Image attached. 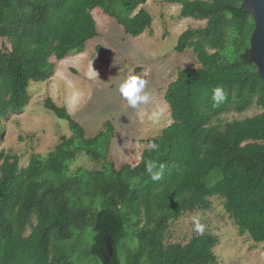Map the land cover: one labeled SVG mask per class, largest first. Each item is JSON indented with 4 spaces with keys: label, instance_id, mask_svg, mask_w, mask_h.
Instances as JSON below:
<instances>
[{
    "label": "trees",
    "instance_id": "16d2710c",
    "mask_svg": "<svg viewBox=\"0 0 264 264\" xmlns=\"http://www.w3.org/2000/svg\"><path fill=\"white\" fill-rule=\"evenodd\" d=\"M146 1L0 0V40L10 48L0 50V121L28 105L30 83L54 71L51 57L83 52L99 35L94 9L137 38L152 24L143 9L132 15ZM153 1L180 5L181 18L207 21L177 40L176 52L192 49L200 66L180 70L168 85L172 123L148 140L159 149L146 148L136 166L117 169L108 160L112 124L87 139L65 108L47 98L44 108L66 121L72 135L61 137L47 158L31 156L25 168L18 156L0 151V264H79L83 257L86 264H216L217 239L208 233L186 245L164 243L171 222L209 209L213 197L223 200L240 236L264 243V82L248 55L254 22L242 0ZM96 51L107 56L101 46ZM216 87L225 93L219 104L212 101ZM252 105L261 113L219 120ZM80 153L102 168L69 174ZM149 162L163 164L162 172L155 169L159 180L146 171ZM128 239L136 240L133 249Z\"/></svg>",
    "mask_w": 264,
    "mask_h": 264
},
{
    "label": "rangeland",
    "instance_id": "374dc122",
    "mask_svg": "<svg viewBox=\"0 0 264 264\" xmlns=\"http://www.w3.org/2000/svg\"><path fill=\"white\" fill-rule=\"evenodd\" d=\"M140 9L151 16L152 24L137 38L126 35L124 29L101 9L91 12L99 35L86 43L83 52H73L61 61L54 57L49 59L54 64V71L44 82L30 83L28 105L21 112L0 121V151L18 156L20 168H25L31 156L47 158L60 143L61 137H71L68 123L44 108V101L50 98L57 107L65 108L84 129L87 139L97 136L107 122L112 124L114 134L108 160L117 169L123 164L134 167L139 163L148 140L158 138L163 129L172 123L164 98L168 85L176 80L180 70L200 66L192 49L176 52L177 40L186 30L201 29L207 23L206 20L181 18V6L177 4L147 0L132 15ZM8 43V39H1L0 50L10 52ZM98 46L107 52L106 57L98 55ZM133 74L141 75L148 81L146 91L150 95L147 104L135 109L127 105L118 91L119 84ZM74 94L78 95L74 107L70 109ZM261 111L252 105L241 114H222L219 120H243ZM105 149L100 147L101 151ZM103 164L80 153L70 165L69 174L79 168L100 170ZM209 201V209L187 212L171 222L165 245H186L192 237L200 235L192 230L189 219L190 215L198 214L205 225L203 234L208 233L217 239L213 248L216 264H264V243L256 244L247 234H238L237 227L223 209L221 198L213 197ZM29 233L30 229H26L25 236ZM87 242L83 243V248ZM125 243L131 249L136 246V240L128 239ZM79 260L77 263L86 264L90 259L83 257Z\"/></svg>",
    "mask_w": 264,
    "mask_h": 264
},
{
    "label": "clouds",
    "instance_id": "9594fccd",
    "mask_svg": "<svg viewBox=\"0 0 264 264\" xmlns=\"http://www.w3.org/2000/svg\"><path fill=\"white\" fill-rule=\"evenodd\" d=\"M148 81L141 75L133 74L128 76L119 84V94L121 98L127 103V105L133 109L137 108L141 104H147L150 100V95L146 91ZM78 94H74L70 100V109L74 107L76 97ZM225 98V93L222 87H216L212 89V101L214 104L222 103ZM147 148L151 151H157L159 145L150 142ZM163 164H157L155 162H149L147 164L146 171L151 175L153 180H159L160 174L155 171L159 168L162 172ZM192 224V230L200 235H203L205 231V225L201 223V217L198 214H192L189 217Z\"/></svg>",
    "mask_w": 264,
    "mask_h": 264
},
{
    "label": "water",
    "instance_id": "95a60500",
    "mask_svg": "<svg viewBox=\"0 0 264 264\" xmlns=\"http://www.w3.org/2000/svg\"><path fill=\"white\" fill-rule=\"evenodd\" d=\"M243 13L251 16L254 31L250 39L249 59L264 82V0H242ZM110 249V253H112Z\"/></svg>",
    "mask_w": 264,
    "mask_h": 264
}]
</instances>
